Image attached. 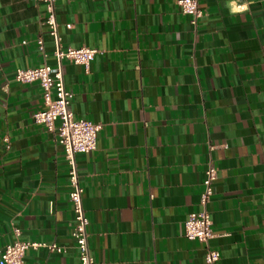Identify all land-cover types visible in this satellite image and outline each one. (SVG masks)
<instances>
[{
	"label": "crops",
	"instance_id": "obj_1",
	"mask_svg": "<svg viewBox=\"0 0 264 264\" xmlns=\"http://www.w3.org/2000/svg\"><path fill=\"white\" fill-rule=\"evenodd\" d=\"M178 1L56 3L62 47L99 51L88 71L62 63L75 117L100 125L96 151L77 156L91 253L95 264H206L210 247L217 264H264V0H237L248 9L235 14L231 0H201L196 24ZM46 14L0 0V258L19 239L63 248L29 249L25 264H77L64 151L33 120L41 86L14 79L58 64ZM210 161L204 243L184 223L203 210Z\"/></svg>",
	"mask_w": 264,
	"mask_h": 264
},
{
	"label": "built area",
	"instance_id": "obj_2",
	"mask_svg": "<svg viewBox=\"0 0 264 264\" xmlns=\"http://www.w3.org/2000/svg\"><path fill=\"white\" fill-rule=\"evenodd\" d=\"M36 1L44 3L46 6L45 24L49 29V35L56 44L53 55L58 64L55 67L45 64L37 68H17L14 79L19 83L36 82L43 90L45 108L36 111L33 114V120L35 123L43 125L48 131L53 132L64 151V158L69 168V201L75 214L71 235L79 252V262L77 264H95L89 245L90 220L83 203L84 189L79 181L77 156L96 151L100 125L75 117L70 108L74 93L66 87L62 63L63 61H69L84 66L88 71L99 51L89 47L63 48L61 45L62 37L58 30L56 10V3L60 0ZM200 1H178L183 13L193 17L192 22L194 24L203 16ZM71 27V24L67 25V28ZM36 42L44 57H47L44 41L38 38ZM23 43L26 44L27 41ZM4 141L9 142L7 137L4 138ZM7 148H9V145H7ZM217 179L218 170L210 161L206 169V177L203 181L204 190L200 199L203 210L191 213L184 223V235L189 240L208 243L213 237V221L207 206L215 194L214 185ZM40 247H44L51 252H63V248L55 242L21 241L18 239L5 247L0 258V264H25L26 252L29 249ZM220 258V251L209 247L205 263L217 264Z\"/></svg>",
	"mask_w": 264,
	"mask_h": 264
},
{
	"label": "clouds",
	"instance_id": "obj_3",
	"mask_svg": "<svg viewBox=\"0 0 264 264\" xmlns=\"http://www.w3.org/2000/svg\"><path fill=\"white\" fill-rule=\"evenodd\" d=\"M229 8L231 13H242L244 11H247L248 5L247 4H238L237 0H231L229 4Z\"/></svg>",
	"mask_w": 264,
	"mask_h": 264
}]
</instances>
